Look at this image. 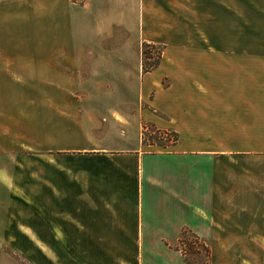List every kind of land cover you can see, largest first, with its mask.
Masks as SVG:
<instances>
[{
  "label": "crops",
  "instance_id": "0c3cea01",
  "mask_svg": "<svg viewBox=\"0 0 264 264\" xmlns=\"http://www.w3.org/2000/svg\"><path fill=\"white\" fill-rule=\"evenodd\" d=\"M158 1L0 0V81L46 99L26 150L0 153L18 161L0 166V264H143L182 230L264 242V0H201L191 40ZM141 41L160 44L146 71Z\"/></svg>",
  "mask_w": 264,
  "mask_h": 264
},
{
  "label": "rangeland",
  "instance_id": "374dc122",
  "mask_svg": "<svg viewBox=\"0 0 264 264\" xmlns=\"http://www.w3.org/2000/svg\"><path fill=\"white\" fill-rule=\"evenodd\" d=\"M200 4L201 0H162L153 4V9L159 15L168 14L171 31H184L188 34V39H196L200 32ZM155 5V7H154ZM157 5V7H156ZM160 12V13H159ZM128 40H136V35H130ZM185 41H188L184 38ZM146 55L143 56V52ZM140 60L151 61L159 56L160 44L141 41ZM31 82H4L0 81V153L24 152L26 144L32 140V134H27L23 119H29L32 114L38 116V108L41 104H46L45 98L19 96V92L24 93L27 85ZM33 83V82H32ZM22 89V90H20ZM28 106V107H27ZM29 108V109H27ZM26 112H24V110ZM34 111L30 115V111ZM28 111V112H27ZM34 117V116H33ZM22 120H21V119ZM29 132L31 131L28 127ZM153 130V131H151ZM116 135H115V134ZM112 134L118 138L128 134V130L123 127L117 128ZM139 137L143 142L156 141L157 133L153 128L141 126ZM157 142H163L157 139ZM18 162L9 157H0L2 173H8L9 164ZM4 200V193L0 191V201ZM185 242H145L147 247L141 252L143 264H167L166 256L163 252L164 245L171 250L179 252L180 258L190 259L195 264H264V242L263 241H225V242H199L193 235L186 234ZM190 243L191 247H187ZM154 244H157L155 247ZM158 248H162L159 251ZM212 252V253H211ZM170 256V259H171ZM17 262L27 264L22 258L16 257ZM183 261V260H182Z\"/></svg>",
  "mask_w": 264,
  "mask_h": 264
},
{
  "label": "trees",
  "instance_id": "16d2710c",
  "mask_svg": "<svg viewBox=\"0 0 264 264\" xmlns=\"http://www.w3.org/2000/svg\"><path fill=\"white\" fill-rule=\"evenodd\" d=\"M143 52V50H141V53ZM146 55L145 52H143V56ZM158 61V57L151 60V61H145L143 58H141V68L143 71H146L148 69H150L151 67H153ZM174 135V134H173ZM175 138V137H174ZM184 238V230L181 231V237L178 239L177 242H185V240H183ZM189 247H191L190 243H186ZM182 260L186 263H192L193 261L190 259H186V258H182Z\"/></svg>",
  "mask_w": 264,
  "mask_h": 264
},
{
  "label": "built area",
  "instance_id": "2783aa9c",
  "mask_svg": "<svg viewBox=\"0 0 264 264\" xmlns=\"http://www.w3.org/2000/svg\"><path fill=\"white\" fill-rule=\"evenodd\" d=\"M73 2H80L81 0H72ZM158 137L166 138L169 142L174 140V135L168 130H156Z\"/></svg>",
  "mask_w": 264,
  "mask_h": 264
}]
</instances>
